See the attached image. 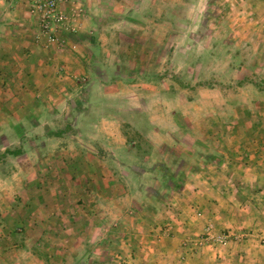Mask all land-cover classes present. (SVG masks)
Masks as SVG:
<instances>
[{
    "label": "rangeland",
    "instance_id": "374dc122",
    "mask_svg": "<svg viewBox=\"0 0 264 264\" xmlns=\"http://www.w3.org/2000/svg\"><path fill=\"white\" fill-rule=\"evenodd\" d=\"M74 1L87 58L74 90L53 99L57 115L39 116L45 126L27 123L9 144L0 131V264H130L150 230L163 232L159 214L181 193L173 183L227 159L249 161L252 184L235 188L262 207L264 0ZM3 42L27 47L21 54L56 48L16 4L0 3ZM230 238L208 225L185 255Z\"/></svg>",
    "mask_w": 264,
    "mask_h": 264
},
{
    "label": "crops",
    "instance_id": "0c3cea01",
    "mask_svg": "<svg viewBox=\"0 0 264 264\" xmlns=\"http://www.w3.org/2000/svg\"><path fill=\"white\" fill-rule=\"evenodd\" d=\"M161 25L164 26V23ZM102 27H106L109 33L115 32V24L105 23L104 25L103 23ZM80 34L82 33L70 36L67 46L51 47L50 51L42 50V54L39 51L21 54L27 49L22 44L20 47L11 46L8 42L0 45V99L2 101L0 131L3 135V143H10L11 131H21L27 123L28 127L31 125L32 128H41L45 124L37 121L39 116L50 114L52 117L62 110V101L58 104L54 103L53 99L71 95V91L74 90L71 83L74 82V77L77 78L74 74L80 73L79 67L85 65L84 62L87 61L86 55L82 52L85 46L80 42ZM76 39L74 50L71 48ZM112 39L110 40L113 41ZM113 42V45H117L116 41ZM89 43H92V39H89ZM147 44L145 40L141 47L144 48ZM97 48L99 49V46ZM21 50L23 51L20 53ZM142 58L147 60L148 56L145 54ZM145 60L141 61L144 66L148 64ZM59 70H64L65 74H70L71 71L73 73L69 77ZM87 90L89 97L93 98L95 95L93 91H90L91 88ZM30 99L37 101L33 103L35 105L33 108L28 104ZM95 108H97L96 105L92 104L90 113ZM26 115L29 116L28 119ZM85 127L94 131L100 128V124L94 119H89ZM22 139H24L23 136ZM92 159L97 160L98 157L94 155ZM260 160L262 162L264 159L260 158ZM254 162L259 168L258 161ZM221 163L220 168L194 173L187 179L181 193L175 197V204L159 214L155 226L163 232L159 234L154 229L150 230L147 233L146 245L135 247L142 253L138 254L136 250L130 264H264V211H262L264 205L257 206L254 202L247 205V202L243 201L246 199L244 196L246 191L235 188L251 185L254 172L246 165L249 161L243 165L236 159H227L225 162L227 164L223 161ZM260 171L262 172L257 175L264 178V169ZM3 176L9 177L4 172ZM87 176L95 177L92 173ZM263 192L264 190L258 192L257 196ZM83 207L89 209L92 204H85ZM86 224L99 229L97 227L99 225L96 226L93 220L87 219ZM208 225H213L216 231L217 229L227 231L231 236L229 242L216 247L206 246L186 256L184 242L204 234Z\"/></svg>",
    "mask_w": 264,
    "mask_h": 264
},
{
    "label": "built area",
    "instance_id": "2783aa9c",
    "mask_svg": "<svg viewBox=\"0 0 264 264\" xmlns=\"http://www.w3.org/2000/svg\"><path fill=\"white\" fill-rule=\"evenodd\" d=\"M0 3L26 8L46 42L57 47L67 46L70 36L78 34L84 15L74 0H0Z\"/></svg>",
    "mask_w": 264,
    "mask_h": 264
},
{
    "label": "trees",
    "instance_id": "16d2710c",
    "mask_svg": "<svg viewBox=\"0 0 264 264\" xmlns=\"http://www.w3.org/2000/svg\"><path fill=\"white\" fill-rule=\"evenodd\" d=\"M183 186H184V184L183 183H173V185H172V189H175V190H180V189H182L183 188Z\"/></svg>",
    "mask_w": 264,
    "mask_h": 264
}]
</instances>
